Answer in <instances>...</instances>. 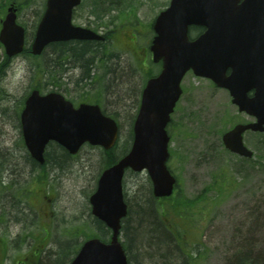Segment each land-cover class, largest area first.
<instances>
[{
  "label": "rangeland",
  "instance_id": "obj_1",
  "mask_svg": "<svg viewBox=\"0 0 264 264\" xmlns=\"http://www.w3.org/2000/svg\"><path fill=\"white\" fill-rule=\"evenodd\" d=\"M11 3L18 7L19 21L26 27L30 46L46 0H0V27ZM167 3L168 0H121L119 9L105 16L106 31L115 33L114 36L111 34L107 44V49L114 53L112 71L106 75L102 69H96L90 85L78 84L81 71L73 68L59 75L58 87L47 86V80L37 73L33 64H43L48 56L46 61L50 60L52 65L54 58L48 53L39 59L23 54L3 66L0 78V174L8 182L9 194L5 191L7 196L0 199L16 214L19 212L20 219L11 217L0 226V235L9 239L13 247L8 250L6 244L0 242V264H23L25 260H35L34 254L47 243V248L42 251L52 250L54 254L59 250V242H64L70 235L80 245L85 239L82 231L88 224L90 228L86 227L85 235L93 233L89 197L106 158L101 148L85 146L64 168L50 173L52 180L48 189L45 185L40 186L38 176H32L30 166L26 167L22 159L25 149L20 148L22 134L17 115L21 103L36 86H40L44 93L51 90L61 92L75 102L100 96L108 112L117 115L120 124L117 152L121 153L128 145L147 73L157 71V66L151 63L149 51L150 26ZM85 11L87 13V9ZM85 19L76 22H85ZM128 20L141 25L144 32L141 37L130 25L119 29ZM3 55L4 50L0 49V64ZM114 69H123L124 84L120 79L113 81ZM182 88L183 95L169 129V167L180 188L176 189L174 198L155 202V205L158 210L164 209L157 216H160L162 227L170 226L172 232L175 228L178 233H185V237L181 236L183 252L177 245L181 239L166 227L172 244H165L158 254L142 249V242L148 237L144 227L139 235L140 241L130 249L133 262L234 264L238 260L253 258L246 264H264V139L246 134L245 143L255 152L254 159L249 162L230 154L222 144V134L237 122L252 119L238 113L229 93L207 79L188 73ZM124 187L133 203L134 214L142 202L154 200L152 183L146 172H129ZM25 191L31 194L22 198L24 205L12 202ZM177 203L182 207L176 206ZM130 225L135 228L133 218ZM122 240L128 241L125 230ZM56 258L51 257V263Z\"/></svg>",
  "mask_w": 264,
  "mask_h": 264
},
{
  "label": "water",
  "instance_id": "obj_2",
  "mask_svg": "<svg viewBox=\"0 0 264 264\" xmlns=\"http://www.w3.org/2000/svg\"><path fill=\"white\" fill-rule=\"evenodd\" d=\"M80 3L81 0H47L32 44L33 55H41L52 43L104 40L90 30L73 26V9ZM190 26H203L206 31L190 40ZM154 30L151 50L154 62L162 61V71L143 90L131 150L101 174L90 197L92 214L112 231L111 240L86 241L71 264H128L119 240L122 220L128 215L123 192L127 169L146 170L156 198L172 195L176 179L167 167V126L188 71L229 90L239 111L256 118V122L238 124L224 134L228 150L252 158L253 152L244 144V134L264 133V0H171L169 8L156 19ZM0 43L9 58L24 51L25 29L17 23L13 7L3 21ZM21 126L26 147L40 164L45 161L44 152L50 142L76 155L86 143L111 150L119 138L117 122L106 116L100 106L81 104L75 108L56 92L42 95L32 91L21 113Z\"/></svg>",
  "mask_w": 264,
  "mask_h": 264
},
{
  "label": "trees",
  "instance_id": "obj_3",
  "mask_svg": "<svg viewBox=\"0 0 264 264\" xmlns=\"http://www.w3.org/2000/svg\"><path fill=\"white\" fill-rule=\"evenodd\" d=\"M115 4H119L118 0H101V3L97 1H93L91 4L95 8H101L106 11L111 10L114 7ZM105 12V11H104ZM203 31L202 28L195 27L192 29V33L195 35H199ZM2 46L0 45V49ZM107 44L103 42H96V41H70V42H64V43H54L50 45L43 53V56L50 54L54 58V62L52 65H50V60L46 61V58L44 59L45 61L40 64H33V68L37 70V73H40L42 78H51L52 79V86L58 87L59 79H60V74L66 73V71H69L70 69L73 68H78L81 71V75L79 77L78 84L82 83L84 86L90 85L93 83V76L95 75V70L96 69H102L105 74L107 75V72L110 70L112 71L111 67L113 65V62L111 58H113L114 53L112 51H109L107 49ZM24 55H27L29 57H32V59H39L40 57H34L31 55V50L30 47L26 48L24 51ZM5 62L2 61L0 64V78H1V71L3 66L6 65L7 58L5 57ZM127 69V68H126ZM125 71V69H124ZM114 76H112L113 81L114 80H122L124 84L125 83V76L122 75L123 69H116L113 70ZM123 76V77H122ZM152 77V76H149ZM41 88L40 86H38ZM102 97L97 96L95 99L90 98L93 100V103L103 105L105 102L101 100ZM88 99V100H90ZM139 106V102L137 105V109ZM23 103H21V106L19 107L18 110V117L20 115V111L22 110ZM104 113L112 116L113 118L117 119L116 113H109L107 108L104 107ZM118 120V119H117ZM134 121V118H133ZM262 139H264V134L259 135ZM133 138L132 131L130 133V138L128 140V145L124 146V148L121 150V153H118V145L110 151H104L105 154V165L104 168L112 166L114 163H116L120 157L124 156L129 149V146L131 144ZM20 148L24 149V143L23 139H20ZM25 166L32 167L31 171L32 174H38V183L40 186H44L45 188L48 189L50 186V173L52 171L62 169L65 167L66 163L70 162L73 160L74 157L70 156L65 149L60 147L59 145L56 144H50L46 154H45V163L44 165H40L36 163L34 160L31 159L29 155L24 153L22 155ZM4 163H7L5 161ZM2 165V163H0ZM4 165V164H3ZM18 169H20L18 167ZM225 178L223 177V182H225ZM1 184V181H0ZM126 195V194H125ZM1 200V199H0ZM126 201L128 203V216L127 218L123 221L124 226L123 230L126 231V237L128 239L127 242H125L126 245V250L128 255L130 256V262L131 264H134L133 262V257L131 255V247H135L136 244L140 241L139 235L142 230V228H146V234L148 237L144 238L142 245V249L147 248V250H150L151 253L154 251V253L158 254L163 251L161 247L166 244H172V241H170L169 234L165 231V229L160 225L157 216H158V209L157 206L155 205V202L157 200H153V202H142V204L138 205L136 208V212L134 214V208H133V203L129 201L127 195H126ZM159 203V202H157ZM7 206V205H6ZM19 213V212H18ZM16 214L15 210L9 206L5 207L2 204H0V226L7 222L11 217L14 218V220H19L20 219V214ZM12 214H15L13 217ZM136 216V219L135 217ZM134 219V225L135 228L131 227V219ZM92 222V228L91 230L93 233H89L85 235V229L86 227L90 228V225H86L85 229L82 231V234L85 236V239H89L92 237H98L102 239L103 241L107 242L109 241L111 237V231L106 228V226L100 222L99 220L95 218H91ZM161 222V221H160ZM2 236H0V240H2ZM73 240V241H72ZM72 238V235L68 236L67 239H65L64 242H59V250L53 254L52 250H49L48 252H44L42 250L46 249L48 243L41 249L39 250V256L37 262L34 264H69L72 261V258L76 255L77 250L79 248V244H77V241ZM24 242V241H23ZM9 246V243H7V247ZM130 246V247H129ZM162 255V254H161ZM45 256V258H44ZM57 257L54 261V263H51V257ZM253 259V258H252ZM251 258L248 259H242L240 263L247 262L252 260Z\"/></svg>",
  "mask_w": 264,
  "mask_h": 264
},
{
  "label": "flooded vegetation",
  "instance_id": "obj_4",
  "mask_svg": "<svg viewBox=\"0 0 264 264\" xmlns=\"http://www.w3.org/2000/svg\"><path fill=\"white\" fill-rule=\"evenodd\" d=\"M99 1V0H98ZM101 1V0H100ZM83 10L85 11L86 8L84 5H81L80 7H78L76 10H74L73 12V21H74V24L75 26H79V27H84V28H87V29H91L95 32H99L101 34H103L106 38H109L110 37V32L109 31H106V29L104 28L103 24H102V21L101 19H99V13L101 12V9H99V11L97 13L95 12H90L87 10V13L85 11L86 14H83ZM42 17V15L40 16V18ZM85 17V22H80V23H77L76 21H81V19ZM40 20V19H39ZM38 20V21H39ZM131 27H132V30L133 31H137L139 33H142L143 30L137 26V25H132V22L129 21L128 23ZM38 26V25H37ZM25 27V26H24ZM11 61H9L10 63ZM23 159V157H22ZM24 160V159H23ZM20 170V169H19ZM31 171H33L32 169H30ZM13 170H11L12 172ZM1 192V191H0ZM5 191H3V197L7 196L4 194ZM12 202H15V204H17L18 206H22L21 205V202H20V199L19 200H16L14 199ZM0 204H2L3 206L7 207L5 202L2 203V201L0 200ZM241 260H238L237 262H234V264H246V262H243V263H240Z\"/></svg>",
  "mask_w": 264,
  "mask_h": 264
},
{
  "label": "bare ground",
  "instance_id": "obj_5",
  "mask_svg": "<svg viewBox=\"0 0 264 264\" xmlns=\"http://www.w3.org/2000/svg\"><path fill=\"white\" fill-rule=\"evenodd\" d=\"M32 167H30V169H31Z\"/></svg>",
  "mask_w": 264,
  "mask_h": 264
}]
</instances>
